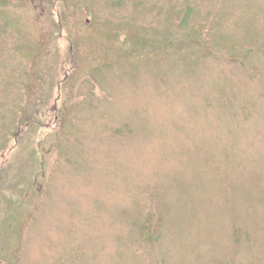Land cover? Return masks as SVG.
<instances>
[{"label": "rangeland", "instance_id": "rangeland-1", "mask_svg": "<svg viewBox=\"0 0 264 264\" xmlns=\"http://www.w3.org/2000/svg\"><path fill=\"white\" fill-rule=\"evenodd\" d=\"M0 264H264V0H0Z\"/></svg>", "mask_w": 264, "mask_h": 264}, {"label": "flooded vegetation", "instance_id": "flooded-vegetation-1", "mask_svg": "<svg viewBox=\"0 0 264 264\" xmlns=\"http://www.w3.org/2000/svg\"><path fill=\"white\" fill-rule=\"evenodd\" d=\"M32 1H36V0H32ZM44 11H45V9H44ZM71 11H72V13L70 14V16L71 17H73V16H77V15H79L78 16V21L82 24V25H84V26H88V23H89V25L90 26H92V21H93V14L92 15H90L89 17H86L85 16V14H86V8L85 7H82L81 9H78V10H76V8L74 7V6H72L71 7ZM55 14V16H60L59 14L57 15L56 13H54ZM60 23V22H59ZM91 23V24H90ZM60 36H62V32H60V33H58V34H53L52 35V37L54 38V40H55V38L56 37H60ZM53 40V41H54ZM68 45L70 46V49H68V50H66V52H68V51H72L73 50V43H72V39L71 38H68ZM49 52H47V54L45 55V59L47 58V56H51L52 55V50H48ZM50 59V58H49Z\"/></svg>", "mask_w": 264, "mask_h": 264}, {"label": "trees", "instance_id": "trees-1", "mask_svg": "<svg viewBox=\"0 0 264 264\" xmlns=\"http://www.w3.org/2000/svg\"><path fill=\"white\" fill-rule=\"evenodd\" d=\"M189 11H192L191 7H189ZM212 11L209 12V15L212 16ZM145 232V230L143 231V233ZM145 234V233H144Z\"/></svg>", "mask_w": 264, "mask_h": 264}]
</instances>
